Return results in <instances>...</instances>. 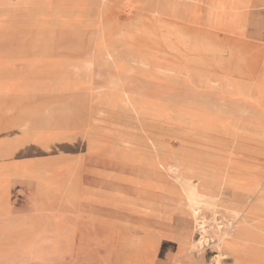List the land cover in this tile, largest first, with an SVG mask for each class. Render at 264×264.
Returning <instances> with one entry per match:
<instances>
[{
    "label": "rangeland",
    "instance_id": "obj_1",
    "mask_svg": "<svg viewBox=\"0 0 264 264\" xmlns=\"http://www.w3.org/2000/svg\"><path fill=\"white\" fill-rule=\"evenodd\" d=\"M183 158L215 163L208 183L227 210L201 206L207 219L264 190V0H0V264L68 258L69 245L97 264L135 262V239L215 264L217 238L195 244L166 170Z\"/></svg>",
    "mask_w": 264,
    "mask_h": 264
},
{
    "label": "bare ground",
    "instance_id": "obj_2",
    "mask_svg": "<svg viewBox=\"0 0 264 264\" xmlns=\"http://www.w3.org/2000/svg\"><path fill=\"white\" fill-rule=\"evenodd\" d=\"M164 9H165V7H164ZM150 12H154V11H152V9H150ZM126 55H125V57H127ZM108 56H109V58H111V57L113 58L112 53H108ZM112 58L110 60H112ZM132 58L135 60V56H133ZM102 59H100V60L102 61ZM106 59H107V57H106ZM136 59H137V56H136ZM132 60H131V62H132ZM103 61L105 62L106 60H103ZM134 62H136V61H134ZM81 63H85V62L83 61ZM141 63H142V60H141ZM85 66L86 65H84L83 67L85 68ZM143 66H144V64H143ZM87 68H89V67H87ZM81 70H82V68H81ZM85 70H87V69H85ZM82 71H84V70H82ZM188 71H191V70H188ZM78 72H80V71H78ZM89 73H91V72H89ZM82 74H83V72H82ZM74 75H76V74H74ZM74 75L72 77H75ZM226 80H227V78H226ZM84 81H85V78H84ZM216 83H218V82H216ZM53 84H54V82H53ZM211 84L213 85L215 83H210V85ZM229 86L230 85H228V87ZM70 87H72V86H70ZM223 90H225V89H223ZM69 98H71V97H69ZM73 103H74V101H73ZM64 106H62V107H64ZM68 111H70V110H68ZM69 117H70V115H69ZM181 118L182 117L178 118L179 122L184 123V120ZM80 137H82V136H80ZM70 139H71V137H70ZM82 139H84V137ZM150 144L154 147L157 146V143L152 139H150ZM208 160H211V159L210 158L209 159L204 158L203 161H201V160L197 161V160H191L190 158H188V159L183 158V159L175 160L174 165H172L169 169L168 168L166 169V170L170 171V173H172L174 176H176L177 180H180L182 182L183 189H184V191L186 193V197H187V203H188L187 210L190 212V216L195 217L197 219L196 224L198 226V229L200 230L201 237H200V239H198V241L195 242V244H201L203 242V240L206 237H208V235H207L208 231L207 230L210 229L213 232V234L215 235V237L217 238V241L214 244L216 251H217V253L213 257L215 259V264H221V259L224 257H227L228 255H230L233 258L234 263L237 262L238 256L250 257L251 262L249 264H258V263H260V261H264V195H263L264 190L263 189L259 190V188H257V190L250 192V195L246 198V201L244 202L243 208L242 209H235L234 213L229 212V217H224V218L220 219V218H218V213H217L216 215H214L213 218L207 219L205 217V215H202L201 206L214 207V206H217V204H221L227 210V205H225V201L221 197L218 196L219 191L217 190V188L210 186L208 183L209 182L208 180H210V182L213 184L215 183L214 179H213L214 173H215V168L211 169L212 165L215 163H212V161L210 163H207V162H209ZM192 163H195L196 165H201L203 168L194 169V168L189 167V165H191ZM205 165H209L211 167H205ZM155 166H157L158 168L165 169L164 165H162L161 162L155 163ZM234 169H235L234 170L235 174L231 177V185L233 188L243 190V189L239 188V187L244 186V183H242L243 180L241 177H245L249 174L248 168L240 165V166H236ZM192 178H196L197 181H193ZM255 181H257V183H259V184L264 183L263 181H259L258 177H257V179H255ZM167 192L172 194L174 192V190H173V188H170L169 190H167ZM258 192L260 193V195L258 197L259 199H257L256 197H253ZM157 198H159L160 202L163 199L162 196L157 197ZM203 244H204V242H203ZM201 264H202V260H201Z\"/></svg>",
    "mask_w": 264,
    "mask_h": 264
},
{
    "label": "crops",
    "instance_id": "obj_3",
    "mask_svg": "<svg viewBox=\"0 0 264 264\" xmlns=\"http://www.w3.org/2000/svg\"><path fill=\"white\" fill-rule=\"evenodd\" d=\"M74 240H76L77 244H84V242L80 239L79 236L74 237ZM135 243L138 244V246L141 244L143 247H145V254L142 253V255H135V262L134 259H132L131 261H126L124 260L123 263L124 264H194L193 262L190 263L189 260H186V257L183 256L182 254V249L181 246L175 247L176 250L174 251V255H169V256H160L156 254V248L158 247L156 245V242L153 240H138L135 239ZM140 243V244H139ZM69 250L67 251V255L68 258H60L59 256H63V252L59 251L58 253H60L57 256H52V257H47V258H42L44 259V261L48 260V259H54L55 261L52 262H46L43 264H97L96 262L92 261L91 257H84V256H73L72 255V246L70 247L69 245ZM65 252V251H64ZM41 258V259H42ZM224 259V258H223ZM40 260V259H39ZM38 260V261H39ZM41 261V262H44Z\"/></svg>",
    "mask_w": 264,
    "mask_h": 264
},
{
    "label": "built area",
    "instance_id": "obj_4",
    "mask_svg": "<svg viewBox=\"0 0 264 264\" xmlns=\"http://www.w3.org/2000/svg\"><path fill=\"white\" fill-rule=\"evenodd\" d=\"M209 244V245H208ZM207 246H210V243H207Z\"/></svg>",
    "mask_w": 264,
    "mask_h": 264
}]
</instances>
